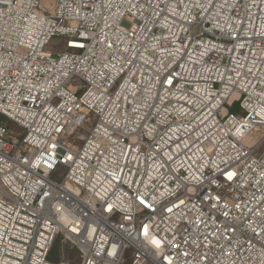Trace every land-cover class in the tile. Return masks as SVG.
Instances as JSON below:
<instances>
[{
	"label": "built area",
	"instance_id": "2783aa9c",
	"mask_svg": "<svg viewBox=\"0 0 264 264\" xmlns=\"http://www.w3.org/2000/svg\"><path fill=\"white\" fill-rule=\"evenodd\" d=\"M40 1L0 0V264H264V0Z\"/></svg>",
	"mask_w": 264,
	"mask_h": 264
},
{
	"label": "rangeland",
	"instance_id": "374dc122",
	"mask_svg": "<svg viewBox=\"0 0 264 264\" xmlns=\"http://www.w3.org/2000/svg\"><path fill=\"white\" fill-rule=\"evenodd\" d=\"M52 0H41V8L44 7L48 2ZM64 39L61 37H53L49 43L44 47L45 52H50L52 54L58 53L64 50ZM83 83L77 78H71L67 85L69 86H80ZM236 111V109H234ZM96 119V115L93 112H89L86 116V121L74 131L67 135H62V143L70 148L78 149L82 145L84 139L86 138L89 130L93 126ZM7 126L14 133H20L22 130L19 127H16L10 122H7ZM264 136V127L255 128L247 137L245 138V143L249 146H252L258 142ZM264 149V140L256 150V154H260ZM64 169L58 168L56 173L52 176L53 179L57 182H61L63 178ZM131 251H126L124 254V264L129 263ZM52 258L56 261L65 260L70 264H79L80 258L76 248L68 241H65L63 237L59 234L57 236V242L55 244L54 250H52ZM49 259V258H48Z\"/></svg>",
	"mask_w": 264,
	"mask_h": 264
},
{
	"label": "trees",
	"instance_id": "16d2710c",
	"mask_svg": "<svg viewBox=\"0 0 264 264\" xmlns=\"http://www.w3.org/2000/svg\"><path fill=\"white\" fill-rule=\"evenodd\" d=\"M56 242H57V237L55 238V240H54V242H53V244L51 246L50 254H49V260L54 261V262H56V260L54 258H52V250H54Z\"/></svg>",
	"mask_w": 264,
	"mask_h": 264
}]
</instances>
